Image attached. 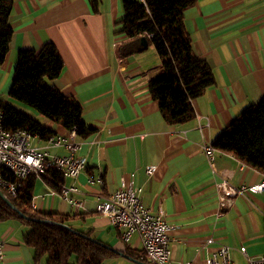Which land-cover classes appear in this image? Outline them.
<instances>
[{"label": "crops", "instance_id": "crops-1", "mask_svg": "<svg viewBox=\"0 0 264 264\" xmlns=\"http://www.w3.org/2000/svg\"><path fill=\"white\" fill-rule=\"evenodd\" d=\"M98 1L94 12L89 0H13V35L0 65V100L22 108L8 97L18 52L52 42L64 68L49 83L82 107V121L95 130L85 138L76 136L85 169L62 181L78 188L72 197L81 205L62 200L47 180L36 179L33 209L74 216L70 225L75 230L117 251L104 264H152L138 235L123 242L96 210L124 180L142 189L143 207L153 214L163 211L171 227L168 264H206L201 244L208 237L232 247L233 264H246L241 247L249 256L264 257V193L226 197L229 202L221 205L216 188L221 178L233 186H250L260 183L263 174L221 151L215 152L217 173L212 174L202 151L203 143H212L264 96V0H196L185 11L192 51L207 61L214 84L191 101L195 117L180 126L167 124L148 91V81L162 71L154 47L147 43L141 52L118 55L116 46L124 40L115 34L123 16L120 0ZM29 115L57 134L67 132L34 111ZM30 141L33 147L46 146L38 137ZM146 166L155 167L153 174H146ZM98 175L102 183L88 182ZM27 230L25 223L0 222V264H34L32 250L23 243ZM214 248L216 243L208 247ZM127 250L133 256L123 253Z\"/></svg>", "mask_w": 264, "mask_h": 264}, {"label": "trees", "instance_id": "trees-1", "mask_svg": "<svg viewBox=\"0 0 264 264\" xmlns=\"http://www.w3.org/2000/svg\"><path fill=\"white\" fill-rule=\"evenodd\" d=\"M89 3L97 12L99 1ZM120 3L123 16L116 23L115 34L124 40L117 44V54L141 52L140 39L145 37L161 61L162 71L148 81L147 87L162 117L174 126L192 121L195 113L191 101L214 84L209 64L193 53L184 26V13L196 0H120ZM12 4L13 0H0V65L5 61L13 35L9 22ZM63 68V59L52 42L44 43L38 50L19 51L8 97L61 124L65 131L75 130L77 136L88 137L95 130L82 121V107L49 83L61 75ZM0 110L6 130H26L42 141L57 135L12 103L0 100ZM212 146L264 175V96L232 120ZM52 178L58 183L63 181L58 173L52 174ZM35 181L34 176H29L15 197L2 191L16 210L0 197V222L13 220L27 225L23 243L32 250L34 264H104L116 255L109 246L91 239L89 233L75 230L70 225L74 216L33 209ZM47 182L53 190H59ZM123 253L134 254L128 250Z\"/></svg>", "mask_w": 264, "mask_h": 264}, {"label": "built area", "instance_id": "built-area-1", "mask_svg": "<svg viewBox=\"0 0 264 264\" xmlns=\"http://www.w3.org/2000/svg\"><path fill=\"white\" fill-rule=\"evenodd\" d=\"M76 131H67L57 134L45 141V148L31 145V136L26 130L9 131L3 127V112L0 110V188H6L7 196L12 197V192H18L22 182L29 176L36 179H45L58 187L55 193L64 201L80 206L81 202L72 195L78 194L77 187L67 186L54 181L52 174L58 173L63 178H76L85 169V159L77 155L80 143L76 141ZM63 149L65 154L54 155L47 149ZM203 154L208 162L211 173L216 174L215 152L212 143H203ZM154 166H146L147 175L153 174ZM90 184L102 183V176L89 177ZM216 188L221 191L219 203L224 205L229 202L226 197L244 196L247 193H264V177L258 184L250 186H233L227 179L221 178L216 182ZM142 189L132 182L121 180L120 186L106 199L96 205L98 213L104 215L111 227L118 230L123 242H128L136 234L139 236L144 253L152 264H168L170 261L171 227L164 220L162 210L156 214L151 213L142 206ZM216 243V248L208 247ZM205 252L206 264H233L231 259L232 247L217 243L214 238L208 237L202 244ZM244 256L246 264H264V257L249 256L244 247L239 249ZM4 260V243L0 240V262ZM186 264V263H180Z\"/></svg>", "mask_w": 264, "mask_h": 264}, {"label": "water", "instance_id": "water-1", "mask_svg": "<svg viewBox=\"0 0 264 264\" xmlns=\"http://www.w3.org/2000/svg\"><path fill=\"white\" fill-rule=\"evenodd\" d=\"M140 43H141L143 49H145V48L147 47V40H146L145 37H142V38L140 39ZM0 197H2V198L4 199V201H5V202H6V203H7L12 209L16 210V209L11 205L10 201L6 198V196H4V194H3V192H2L1 190H0ZM20 215L23 217L22 214H20ZM26 219H28V218H26ZM32 221H40V222H43V221H41V220H35V219H33ZM115 252H117V251H115Z\"/></svg>", "mask_w": 264, "mask_h": 264}, {"label": "rangeland", "instance_id": "rangeland-1", "mask_svg": "<svg viewBox=\"0 0 264 264\" xmlns=\"http://www.w3.org/2000/svg\"><path fill=\"white\" fill-rule=\"evenodd\" d=\"M17 106H22V108H20L24 113H26L27 115L28 114H30V112H32L31 111V109H29V108H27V107H25V106H23V105H20V104H17Z\"/></svg>", "mask_w": 264, "mask_h": 264}, {"label": "bare ground", "instance_id": "bare-ground-1", "mask_svg": "<svg viewBox=\"0 0 264 264\" xmlns=\"http://www.w3.org/2000/svg\"><path fill=\"white\" fill-rule=\"evenodd\" d=\"M263 177H264V175H263ZM0 190L3 191L6 194V196H7V190H6V188H0ZM16 194H17V192H12V197H15Z\"/></svg>", "mask_w": 264, "mask_h": 264}]
</instances>
